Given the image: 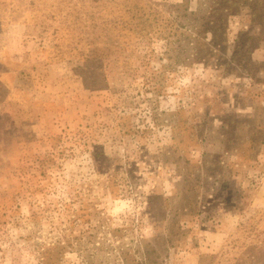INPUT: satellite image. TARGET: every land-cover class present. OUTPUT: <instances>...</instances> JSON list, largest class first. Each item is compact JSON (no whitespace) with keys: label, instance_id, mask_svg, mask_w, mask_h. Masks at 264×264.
<instances>
[{"label":"rangeland","instance_id":"1","mask_svg":"<svg viewBox=\"0 0 264 264\" xmlns=\"http://www.w3.org/2000/svg\"><path fill=\"white\" fill-rule=\"evenodd\" d=\"M0 264H264V0H0Z\"/></svg>","mask_w":264,"mask_h":264},{"label":"trees","instance_id":"2","mask_svg":"<svg viewBox=\"0 0 264 264\" xmlns=\"http://www.w3.org/2000/svg\"><path fill=\"white\" fill-rule=\"evenodd\" d=\"M191 176H192L191 172L187 169L185 174H184V183L185 184L192 183ZM194 181H199V179H196ZM196 184L198 185L199 189L202 190V191L204 190V191L207 192L210 189L212 191V194L213 193H215V194L216 193H221L220 191H222V190H219L217 192H214L215 191L214 189L210 188L208 185H206V184H204L202 182H199V183H196ZM214 185H215V183H214ZM186 193L187 194H191V195H195V194H193L194 193V188H189V186H188V188L186 189ZM215 194H213V195H215ZM191 199H192V196L190 197L189 200H191Z\"/></svg>","mask_w":264,"mask_h":264}]
</instances>
